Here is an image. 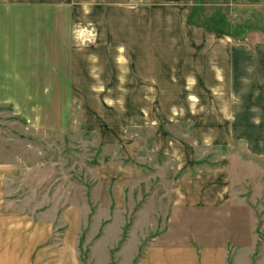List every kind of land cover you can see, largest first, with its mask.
Masks as SVG:
<instances>
[{
  "label": "rangeland",
  "instance_id": "obj_1",
  "mask_svg": "<svg viewBox=\"0 0 264 264\" xmlns=\"http://www.w3.org/2000/svg\"><path fill=\"white\" fill-rule=\"evenodd\" d=\"M198 3L191 34L241 56L190 87H121L88 40L74 65L2 42L0 239L28 264H264V4Z\"/></svg>",
  "mask_w": 264,
  "mask_h": 264
},
{
  "label": "crops",
  "instance_id": "obj_2",
  "mask_svg": "<svg viewBox=\"0 0 264 264\" xmlns=\"http://www.w3.org/2000/svg\"><path fill=\"white\" fill-rule=\"evenodd\" d=\"M128 1L0 0V46L6 43L17 49L14 54L20 56L27 57L28 51H32L47 57L50 48L60 46L61 42L74 65L79 64L82 54L80 40H88L93 51L89 62L112 65V71L117 73L115 80L121 87H190L196 78L187 75L184 79L177 74L190 71L189 65L203 62L211 66L208 71L223 73L225 66L229 69L240 63L239 53L223 47L230 38L191 34L188 18L192 8L200 5L198 0H145L143 5L133 8ZM227 1L235 6L264 4V0ZM223 2L202 0L201 5L221 6ZM80 25L87 28L85 33ZM208 44L216 46L206 47ZM13 80L18 82L15 86H28V66H16ZM169 94L167 90L166 95ZM189 99L197 101L193 96ZM27 247V242L22 245L10 237L0 239V264H28Z\"/></svg>",
  "mask_w": 264,
  "mask_h": 264
},
{
  "label": "built area",
  "instance_id": "obj_3",
  "mask_svg": "<svg viewBox=\"0 0 264 264\" xmlns=\"http://www.w3.org/2000/svg\"><path fill=\"white\" fill-rule=\"evenodd\" d=\"M145 3V0H129V7H139Z\"/></svg>",
  "mask_w": 264,
  "mask_h": 264
},
{
  "label": "trees",
  "instance_id": "obj_4",
  "mask_svg": "<svg viewBox=\"0 0 264 264\" xmlns=\"http://www.w3.org/2000/svg\"><path fill=\"white\" fill-rule=\"evenodd\" d=\"M230 35H231L233 38L236 37L235 35H232V34H230ZM219 151H221L222 153H225V154H227V153L230 152L228 148H224V149H220V148H219Z\"/></svg>",
  "mask_w": 264,
  "mask_h": 264
}]
</instances>
